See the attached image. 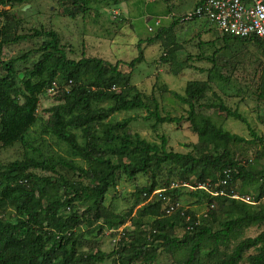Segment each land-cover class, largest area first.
<instances>
[{
  "label": "trees",
  "instance_id": "1",
  "mask_svg": "<svg viewBox=\"0 0 264 264\" xmlns=\"http://www.w3.org/2000/svg\"><path fill=\"white\" fill-rule=\"evenodd\" d=\"M33 1L0 0V149L25 142L28 130L41 117V97L52 95L53 103L42 109L48 113L44 131L64 143L71 158L82 161L60 154L39 158L24 152L22 158L0 162V264H103L108 260L111 264H153L158 248L172 255L176 264H241L250 250L253 252L246 256V263L264 264V138L255 133L237 107L227 105L213 83L223 86L222 93L229 96H241L245 90L231 83L230 77L220 72L215 56H211L214 66L192 67L206 73L205 79L188 80L183 93L164 88L187 106L186 114H162L156 98L139 91L129 95L134 87L118 61L86 55L70 57L53 29L18 33L19 18L11 9ZM93 1L60 0L70 6L68 15L72 18L86 14ZM206 1L196 0L193 6ZM178 19L140 42L161 40L164 33H170L180 23ZM201 20L210 23L208 19ZM33 37L41 39L36 48L4 58L6 46ZM222 38L224 51L235 41L253 42L254 54L264 61L260 39L228 33H223ZM140 42L138 56L127 62L131 68L143 60ZM168 44L160 61L171 63L173 72L178 73L186 67L184 61L177 60L180 43L171 39ZM219 48L214 46L213 51ZM206 57L197 56L198 60ZM259 88L260 97H264V70ZM208 92L212 99L204 101ZM104 102L107 104L100 105ZM201 108L244 123L251 139L227 130ZM133 109L145 111L142 118L151 121L153 131L163 123L188 122L198 142L191 151L177 152L168 148L164 134L156 142L131 132L132 117L111 119L115 113ZM255 140L261 149L254 158L240 161L233 148ZM58 166L71 171L74 177L60 172ZM139 174L146 175L148 181L136 186L128 209L116 212L111 204H104L106 194L118 185L121 176L133 180ZM219 179H226V191L248 194L253 202L213 195L199 188L168 189L174 180L194 186L209 182L214 186ZM157 188H164L172 201L180 202L179 198L188 194L197 198V203L213 207L199 218L188 209L189 221L179 211L166 215L165 201L156 196L147 200ZM189 225L191 229H186ZM254 225L262 226V230L238 240L244 228ZM120 226L121 237L111 250L84 246L83 238L94 230L114 231ZM178 228L183 230L180 236L174 233Z\"/></svg>",
  "mask_w": 264,
  "mask_h": 264
},
{
  "label": "rangeland",
  "instance_id": "2",
  "mask_svg": "<svg viewBox=\"0 0 264 264\" xmlns=\"http://www.w3.org/2000/svg\"><path fill=\"white\" fill-rule=\"evenodd\" d=\"M195 0H94L89 5L86 14H78L72 18L68 15L70 6L61 3L60 0H35L28 7L23 9L15 5L11 11L14 16L19 18L18 33H28L34 28L53 29L61 37L62 44L70 57L78 58L81 55L96 56L102 59L119 62L121 69L130 75V85L134 89L130 96L135 92H142L148 98H156L160 103L161 113H170L173 115L186 114L187 106L176 100L164 88L183 93L184 86L188 80L205 79L206 73H201L193 66L209 68L214 66L210 61L211 56H215V63L224 76H229L231 83L237 84L241 90H245L241 96H229V93L223 94V86L213 83L215 91L220 93L225 102L231 108L237 107L240 113L247 118L255 133L264 138V97H260L259 80L264 70V61L254 54L256 47L253 42L235 41L230 45L227 51H224V42L222 33L217 28H207L204 30L199 27L200 32H195V27L191 24H201L199 18H195L182 24L178 23L173 30L164 33L161 40L149 43L145 40L156 34L159 28L169 26L177 16L184 14L192 9ZM9 8V7H6ZM5 22V18H1ZM156 20L159 25L155 24ZM13 24V20L10 21ZM209 24V23H207ZM212 25V24H211ZM149 27L152 28L149 29ZM171 34H173L171 36ZM174 40L180 43L177 50V60L185 62V68L178 73H174L171 63H163L160 56L165 51L169 41ZM37 37L28 38L17 43L6 46L4 58L10 55H18L40 44ZM142 49L143 60L133 68L129 67L127 62L138 56L139 47ZM207 43V44H206ZM208 43L210 45H208ZM220 47L213 51V47ZM222 50V51H220ZM208 56L198 60L197 56ZM188 58V59H186ZM224 66V67H223ZM174 68H177L173 66ZM212 94L208 92L204 101L212 99ZM242 99L240 101V99ZM54 96H42L40 99L39 114L41 117L27 132L25 142L16 143L12 146L0 149V162L6 163L16 158H22L24 152L29 156L39 158L56 156L58 154L71 158L69 148L56 138L46 134L45 124L48 113L42 111L43 108L51 105ZM104 102L100 105H105ZM204 114L211 115L216 121L229 131L251 139L248 127L231 117L225 116L218 111L199 109ZM144 110L133 109L115 113L111 119L113 121L121 120L125 117H132L129 124V130L138 133L141 137L149 141H159L158 136L164 134L167 137L168 148L177 152H188L196 144L197 136L190 129L188 122L184 121L179 124L163 123L153 131L150 127L151 121L142 118ZM80 138V131H75ZM30 144L31 148L28 147ZM235 156L244 161L245 158L253 157L256 151L261 149L260 143L255 140L254 143L243 144L233 148ZM75 161L82 160L72 157ZM264 162V159H262ZM60 172L68 177H74L71 171L58 166ZM36 172L42 173L40 170ZM163 176L166 169L162 171ZM148 178L146 175L139 174L133 180H127L121 176L118 185L111 188L104 198V204H111L116 212H124L131 205L134 197L132 192L136 186L146 184ZM239 186V183H236ZM181 204L188 209L193 210L194 214L199 216L205 215L208 209L213 205L197 203V198L184 194L180 198ZM135 215V212L133 213ZM86 229L84 226L83 230ZM262 230V226H250L244 228L238 240L255 236ZM113 232V234L111 233ZM175 235L180 236L182 229H175ZM121 237L118 228L114 231L103 229L96 233L87 234L83 239L84 246L87 248H100L109 251L113 248L115 241ZM234 245L231 242L230 248ZM158 257L153 264H176L170 254H165L158 248ZM253 252L252 250L245 253L241 264H247L246 256ZM103 264H111L108 260Z\"/></svg>",
  "mask_w": 264,
  "mask_h": 264
},
{
  "label": "built area",
  "instance_id": "3",
  "mask_svg": "<svg viewBox=\"0 0 264 264\" xmlns=\"http://www.w3.org/2000/svg\"><path fill=\"white\" fill-rule=\"evenodd\" d=\"M195 18L208 19L222 34L228 33L238 37L258 38L264 45V0H207L205 3L193 7L190 11L179 16L180 22ZM155 24H159V21L156 20ZM149 29L151 28L149 27ZM47 91H52V88L49 87ZM226 182V179H219L214 186H210L209 182L194 186L188 182L174 180L170 183L168 189L186 188L192 190L199 188L208 190L213 195H225L248 203L253 202V198L248 194H241L234 189L226 191ZM165 191L164 188H157L149 194L147 200L155 196L161 198L165 201L163 205L164 214L170 215L179 211L184 220L189 221L191 216L186 212L187 208L181 205L179 201H172L170 196L164 193ZM122 228L120 226L118 231L121 232ZM186 229H191V226H187Z\"/></svg>",
  "mask_w": 264,
  "mask_h": 264
},
{
  "label": "crops",
  "instance_id": "4",
  "mask_svg": "<svg viewBox=\"0 0 264 264\" xmlns=\"http://www.w3.org/2000/svg\"><path fill=\"white\" fill-rule=\"evenodd\" d=\"M195 1H196V0H195ZM195 1H194V2H195ZM193 4H194V3H193ZM198 21H201V24H191V25H193V26L195 27V32H196V33H197L198 31L200 32L199 27L202 28L201 31L204 30V28H203L204 26H206L207 28H212V27H213V28H216L212 23L207 24V22H205L204 20H201V19L198 20ZM211 24H212V25H211ZM181 25H182V24H181ZM179 50H180V49H179ZM179 50H178V51H179ZM178 51H177V52H178ZM177 52H176V55H177Z\"/></svg>",
  "mask_w": 264,
  "mask_h": 264
},
{
  "label": "clouds",
  "instance_id": "5",
  "mask_svg": "<svg viewBox=\"0 0 264 264\" xmlns=\"http://www.w3.org/2000/svg\"><path fill=\"white\" fill-rule=\"evenodd\" d=\"M30 5V4H29ZM6 7H8V6H6ZM181 15V14H180ZM179 15V16H180ZM179 16H177V18H179ZM198 19V18H197ZM179 20V19H178ZM179 22H180V20H179ZM187 22V21H186ZM186 22H180L181 24H184V23H186ZM263 47H264V45H263Z\"/></svg>",
  "mask_w": 264,
  "mask_h": 264
},
{
  "label": "water",
  "instance_id": "6",
  "mask_svg": "<svg viewBox=\"0 0 264 264\" xmlns=\"http://www.w3.org/2000/svg\"><path fill=\"white\" fill-rule=\"evenodd\" d=\"M28 6H29V4H26V5H24L22 8L25 9V8L28 7Z\"/></svg>",
  "mask_w": 264,
  "mask_h": 264
}]
</instances>
